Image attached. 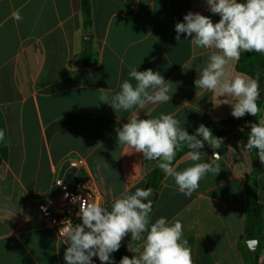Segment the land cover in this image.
<instances>
[{"label":"crops","instance_id":"0c3cea01","mask_svg":"<svg viewBox=\"0 0 264 264\" xmlns=\"http://www.w3.org/2000/svg\"><path fill=\"white\" fill-rule=\"evenodd\" d=\"M91 4L99 60L83 66L77 60L84 38L81 0H0V111L8 146L7 157L0 162V264H66L67 245L49 226L43 209L48 212L58 192L74 183L78 159L85 160L109 210L114 196L146 189V177L158 162L145 161L141 153L117 143L116 129L132 111L142 119L172 114L188 133L201 124L234 118L231 106L221 104L231 103L230 98L195 87L211 50L193 48L186 34L175 38V24L188 12L219 21L206 0H91ZM17 11L19 21L12 18ZM237 64L229 71L242 73ZM132 67L160 72L171 82V100L127 112L100 103L99 90L110 89V95L119 91ZM240 129L232 127L223 136H214L222 138L215 148L204 143L198 162H212L217 152L215 163L221 171L216 176L207 173L191 196L181 194L172 177L164 178L155 196L151 222L160 217L180 220L194 264H254L256 252L258 264H264V214L258 246L252 250L244 238L255 167L252 151L243 148L249 133ZM190 151L174 165L178 171L196 163L188 158ZM260 168L258 198L264 204L261 162ZM128 244L137 245L130 234L112 253L114 264L133 255ZM93 264H101L98 257H93Z\"/></svg>","mask_w":264,"mask_h":264},{"label":"clouds","instance_id":"9594fccd","mask_svg":"<svg viewBox=\"0 0 264 264\" xmlns=\"http://www.w3.org/2000/svg\"><path fill=\"white\" fill-rule=\"evenodd\" d=\"M206 3L211 13L219 15L218 22L200 13L188 12L183 22L175 24L177 41L180 34H186L193 48L211 50L206 65L194 81L195 87L217 98H230L231 103L225 100L221 104L231 106L234 118L246 114L257 117L261 97L258 80L229 69L242 53L264 54V0H206ZM12 18L22 19L19 11L14 12ZM170 83L160 72L138 71L137 67H132L129 79L121 83L119 91L110 95V89L99 90L102 93L99 101L115 112L144 109L147 105L171 100ZM139 114L132 111L127 122L116 129L117 143L141 153L145 161H157V167L166 177L174 179L181 194L191 196L207 173L216 176L221 171L215 163L219 159L217 152L213 153L212 162H198L205 142L213 148L222 144V138L214 137L208 127L201 124L196 133L190 135L172 114L161 113L146 119ZM248 127L250 132L243 148L257 150L258 159L264 164V119ZM4 137V131L0 130V141ZM185 146L191 149L188 158L196 163L178 171L173 162L177 152ZM56 184L62 186L63 181L57 180ZM152 195L151 188H136L131 194L125 190L113 197L110 210L89 198L73 197V203L80 202L77 215L81 223L73 224L71 219H65L58 230L59 239L67 245L66 264H93V257H98L101 264H114L112 253L119 250L129 234L137 245L128 244V251L133 255L122 257L119 264H194L180 220L169 222L160 217L151 222Z\"/></svg>","mask_w":264,"mask_h":264},{"label":"trees","instance_id":"16d2710c","mask_svg":"<svg viewBox=\"0 0 264 264\" xmlns=\"http://www.w3.org/2000/svg\"><path fill=\"white\" fill-rule=\"evenodd\" d=\"M82 8V17H83V42H82V51L77 55V60L83 66L95 65L98 62L97 53L94 51V38L92 35V4L91 0H81ZM237 68L240 72L250 76L253 79H257L260 85L261 97L258 101L260 107V113L257 117H253L249 114H246L242 118H231L225 121L209 123L205 125L211 131L213 136H223L229 128H243L248 133L250 132V123H258V120L261 119V113L264 108V54L258 53H242L238 61ZM0 130H3L5 133L4 140L0 141V162L3 159H6L8 146L6 139V125L3 118V115L0 111ZM195 132H190V135H194ZM189 150L186 146L183 147L180 151L177 152V156L174 165L180 159L182 154ZM253 162H254V173L252 184L248 188V198H247V225L244 238L247 241L258 240L259 237V227L262 222V217L264 214V204L259 201L258 191H259V176L262 173L260 168V161L258 159L257 150H252ZM165 174L156 167L147 175V185L146 189L151 188L153 195L150 197L152 200V210L155 204V196L157 192L161 189ZM45 213H48L47 210L43 209ZM259 252H256L254 256V264H258Z\"/></svg>","mask_w":264,"mask_h":264},{"label":"built area","instance_id":"2783aa9c","mask_svg":"<svg viewBox=\"0 0 264 264\" xmlns=\"http://www.w3.org/2000/svg\"><path fill=\"white\" fill-rule=\"evenodd\" d=\"M78 173L75 174L73 184L64 186L48 205L47 220L49 226L58 235V230L63 226L62 221L71 219L73 224L81 223L79 216L80 202L73 203V197L89 198L103 204L101 190L96 180L89 174L86 162L80 158L77 160ZM81 172V173H80Z\"/></svg>","mask_w":264,"mask_h":264},{"label":"water","instance_id":"95a60500","mask_svg":"<svg viewBox=\"0 0 264 264\" xmlns=\"http://www.w3.org/2000/svg\"><path fill=\"white\" fill-rule=\"evenodd\" d=\"M249 246L251 247L252 250H254L258 246V241L257 240L250 241Z\"/></svg>","mask_w":264,"mask_h":264}]
</instances>
